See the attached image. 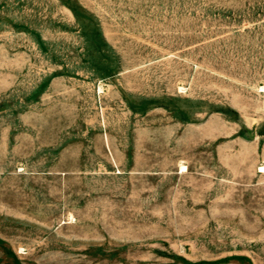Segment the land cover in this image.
Returning a JSON list of instances; mask_svg holds the SVG:
<instances>
[{"label":"rangeland","instance_id":"obj_1","mask_svg":"<svg viewBox=\"0 0 264 264\" xmlns=\"http://www.w3.org/2000/svg\"><path fill=\"white\" fill-rule=\"evenodd\" d=\"M0 264H264V0H0Z\"/></svg>","mask_w":264,"mask_h":264},{"label":"bare ground","instance_id":"obj_2","mask_svg":"<svg viewBox=\"0 0 264 264\" xmlns=\"http://www.w3.org/2000/svg\"><path fill=\"white\" fill-rule=\"evenodd\" d=\"M260 171H263V170H260Z\"/></svg>","mask_w":264,"mask_h":264}]
</instances>
